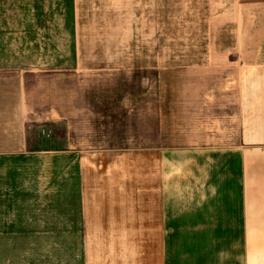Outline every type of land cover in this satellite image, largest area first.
Wrapping results in <instances>:
<instances>
[{
    "label": "rangeland",
    "instance_id": "374dc122",
    "mask_svg": "<svg viewBox=\"0 0 264 264\" xmlns=\"http://www.w3.org/2000/svg\"><path fill=\"white\" fill-rule=\"evenodd\" d=\"M0 10L10 66L27 70L29 148L50 141L47 155L15 164H75L90 264H249L253 243H211L220 228L203 227L233 168L221 155L243 130L242 68L225 51L238 41L237 1L0 0ZM240 10L249 61L264 42V0Z\"/></svg>",
    "mask_w": 264,
    "mask_h": 264
},
{
    "label": "crops",
    "instance_id": "0c3cea01",
    "mask_svg": "<svg viewBox=\"0 0 264 264\" xmlns=\"http://www.w3.org/2000/svg\"><path fill=\"white\" fill-rule=\"evenodd\" d=\"M236 1L237 10L228 16L242 21L241 0ZM241 21L236 29L238 41L225 51L227 56L232 53L242 68L239 121L243 130L231 153L221 155V161H230L233 168L224 176L227 181L219 202L203 207L205 212H218L217 219L203 220V227L220 228L218 235L209 236L217 238L211 243H253L250 262L262 264L257 255L261 254L259 242L264 241V42L255 47L249 61H243ZM50 26L54 31L55 21ZM6 34L4 12L0 10V264H90L85 236L91 234L92 227L86 222L87 213L81 210L82 194L76 191L80 185L76 180L82 176L75 175V164H15L47 155L50 141L41 138L34 143L35 149L29 148L32 110L24 83L27 70L10 66ZM51 36L44 40L54 45L55 36ZM238 145L247 148L240 152ZM22 248L25 255H31L24 262ZM60 253L68 254V259L52 257Z\"/></svg>",
    "mask_w": 264,
    "mask_h": 264
}]
</instances>
